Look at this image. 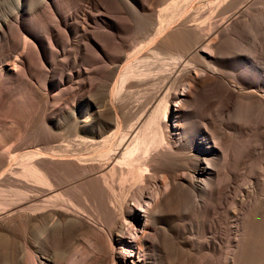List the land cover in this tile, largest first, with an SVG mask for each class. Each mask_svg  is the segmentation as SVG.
Listing matches in <instances>:
<instances>
[{
  "label": "bare ground",
  "instance_id": "obj_1",
  "mask_svg": "<svg viewBox=\"0 0 264 264\" xmlns=\"http://www.w3.org/2000/svg\"><path fill=\"white\" fill-rule=\"evenodd\" d=\"M83 1L76 4L81 10L58 15L45 35L58 45L68 34L85 38L74 44L76 52L96 55L104 83L86 85L85 108L56 106L64 90L35 102L34 114L49 126L45 146L28 151L20 167L0 157V169L8 164L0 172L8 264H197L199 257V264H219L224 240L234 243L233 264H264V67H240L261 70V80L249 81L237 69L227 71L221 55L231 35L259 13L239 6L214 20L240 0H170L156 12L145 43L124 53L134 45L118 35L125 31L117 20L107 30L92 25L107 22L98 23L91 10L120 2ZM147 1L137 7L152 14L155 0ZM55 4L14 0L12 15L19 20L27 8L42 20ZM79 13L81 21L70 23ZM116 44L120 53L112 55ZM149 55L153 62L141 64ZM122 60L121 70L115 62ZM48 63L44 46L27 32L0 58V93L18 78L41 79ZM38 87L46 93L51 84L43 79ZM50 101L55 109L48 113ZM197 220L201 239L193 236Z\"/></svg>",
  "mask_w": 264,
  "mask_h": 264
},
{
  "label": "rangeland",
  "instance_id": "obj_2",
  "mask_svg": "<svg viewBox=\"0 0 264 264\" xmlns=\"http://www.w3.org/2000/svg\"><path fill=\"white\" fill-rule=\"evenodd\" d=\"M55 1L58 2V6L56 4L55 6H50L49 7L50 9L48 8L49 10L45 11L43 15L44 17L42 18V20H41L42 16L40 17L30 16L29 10L27 8H25L24 13L18 20V17H15L12 15L14 14L12 13L13 6H14L13 5L14 0H0V21L3 24L2 27H0V58L4 56L7 50L15 47L16 44L23 43L24 36L27 34V32H32L34 36L37 38V40L46 49L47 58L49 61L48 64L43 65L44 76L42 75L41 79L37 78V80L34 81L32 79L31 80L28 79V77H27L28 80H26L25 78H18V80L10 84L4 85L5 91H7L5 94L0 93V157L8 156L9 159L8 158L7 159L9 163H11V165L15 167H20L21 164L24 162V160L27 161L29 159L28 151L36 152L45 146L44 143L42 142H43V139L48 135L49 126L48 124L46 125L43 118L34 114L33 107H34L35 102H41L45 96H48L50 98L60 93V91L64 90L65 91L64 94L60 96V99H57L56 106H60L66 110L72 109L73 106L79 109L85 108L82 106H85L84 104L88 102L90 98V93L88 92L86 85L92 82L93 84H99V85H102L104 83V82L101 83V81H103L102 79L103 77L101 75L99 76V74L95 72L97 68H99L98 70H101V67H97L96 69L94 68L97 65H101L93 61L96 55L93 52L88 51L83 54L84 56L82 55L83 59H81L82 56L80 57L78 53L76 52V49H75L76 47L74 44L78 41H80L81 43H84V42L86 43L85 38L80 37L79 34L77 33H74V34H68V36L65 38L62 37L63 39L62 41H64V43L59 42V45L48 41V35H45V34H47L46 32L48 31L49 26L54 25L55 23L54 19H57L58 15H61V14L66 15L69 12L72 13L75 10H81L83 6L77 7L78 6L76 5L77 3L86 4V2L83 0H77V1L55 0ZM146 1L147 0H118L120 4H113V6L103 2L104 6L106 5L105 9H96V11L95 9H93L91 11H93L95 13L94 15L97 16L96 19L98 23H101L103 21H106L107 23L105 24L101 23L100 25H97V24H92V25L95 28H97L96 26H98V28H101V29L104 28V30H107L109 28H107L108 26L106 25L109 24L112 20H117L125 31L124 33H120L118 35L124 38L127 41V43L130 42L134 45L132 48L128 49L127 51H124V53L125 52L131 53L141 44L145 43L143 40L146 39L145 37H147L149 33H150L149 35L151 36L152 34L151 32H153L154 30L152 29L153 24L157 20L156 12L158 11V9L168 4L170 0H155L156 4L154 7L152 6L153 7L152 9H154V12H153L154 14L153 13L148 14L145 11L137 7L138 2L146 3ZM182 1L184 2L182 3ZM208 1L202 0L201 4L205 5L206 3H209ZM211 1H214V0H211ZM186 2L187 0L186 1L180 0V4L181 3L185 4ZM117 5H122L121 8H119L122 11H120L117 8ZM239 6H241V8H244V9H247L250 6L249 10L251 12L254 11L252 13H255L256 11L257 13H259V15L255 16L254 17L255 19H253V21L251 22L249 21L248 24L246 23L244 26L242 25L243 29L236 32L235 36L231 35V38L233 39H230L229 45L225 47L221 53L222 56L227 58V63L224 67H228L227 71L229 72H233L234 69L235 70L237 69L246 80H249V81L261 80L259 78L260 77L259 73H261V70L256 71V70H252L251 68L250 69L244 68V70H242L243 68H240V67H264V32H263L264 31L263 29L264 28V0H240L239 2L235 3L231 7V9H229L227 12L216 14L213 19L222 20L224 19L226 15L233 14L234 12H236V10L239 9ZM51 10L55 11V13ZM101 10H104V11H101ZM261 12L263 13V15H261L262 14ZM240 14L242 15V13ZM79 15L81 18L69 20L70 23L75 22V21L80 22L82 19V14L79 13ZM207 16H209L208 13L204 15V18ZM111 25H114V24H111ZM58 30L60 31V34L63 36L64 27L61 26L60 28H58ZM110 30L114 31V29H110ZM67 42H69L70 45L65 46V43L67 44ZM114 46H116V48ZM21 51L22 49L17 50V52H21ZM109 52L112 53V55H118L120 51H119V47L117 46V44L112 45L109 49ZM162 55L166 56L165 54H162ZM149 57L148 56L145 57L144 60L142 61L143 63L141 62V64H146L145 62L147 63L153 62L152 60L154 59V57H151V55H149ZM5 65L6 67L11 68L8 61L5 62ZM110 65H112V63ZM115 65H119L118 69L122 70L125 66V61L122 60L119 62V64L118 62H115ZM107 68H110V67H107ZM86 69H90V71ZM78 70H81L83 74L78 75L77 74ZM72 73H75L74 77L71 79H68L67 77ZM262 74L264 75V72H262ZM83 77H86V78L83 79ZM81 78L83 79V81L84 80L85 81L81 82L82 80ZM43 79L46 80L48 84H51V87L48 88L46 93L44 91L42 92V90H40V88L38 87V82L41 83ZM35 84L37 86H35ZM151 87H154V86L151 85ZM83 91H85L86 93H84ZM50 102L51 103H49V105L46 106L47 107L46 111L48 113L53 112L55 109V107L52 106V104H55V103L53 101H50ZM145 104L143 105L145 106ZM141 108L139 109L137 108L133 110H136V112H138V110L140 111L142 110ZM140 111L138 114L141 113ZM61 130H62L61 132L60 130H57L55 132H60V133L65 132V128ZM10 132L11 133L13 132L14 136L8 140H3V138L6 135H8ZM61 140L58 142H61ZM52 144H56V142ZM262 155L264 156V154ZM13 157L14 159H12ZM259 159H261V157H259ZM259 159L254 161L255 163L253 162V165H255L254 166L255 176L258 175L257 166L259 163L258 162ZM6 165L8 166V164ZM6 165L2 167L3 169L2 168L0 169V172L4 170L5 168H7ZM244 176L245 175L240 176V181H237V183H242L244 178L246 177ZM1 188H5V187L1 186ZM255 189L257 193L258 188L255 187ZM2 207L3 206L0 205V214H2V210L3 211L5 210L4 207L3 208ZM223 223L225 226L223 225ZM196 224L198 225V228ZM220 224L221 226L225 228L223 233L226 232L224 234L226 236L227 224L223 221H221ZM192 225H193V228H192L193 233L195 232L193 236L200 237L201 233L199 229L201 228V225H202L201 220L192 222ZM194 226H196V229L194 228ZM224 235L223 237H225ZM199 239H201V237ZM69 241L73 242L72 239H69ZM11 246H12V243L10 242V240H8L7 238L3 236L0 237V264H8V262L10 261L9 258L11 257V255L9 253L11 252L10 250ZM231 248L234 249V243L224 240L221 246L222 252L224 253L221 254L223 256H221L222 259L219 264L221 263L222 264H233L232 258H231V255H232L231 253L233 249L231 250ZM205 251L206 249H203V252ZM201 261H203V257H199L196 259L197 264H199Z\"/></svg>",
  "mask_w": 264,
  "mask_h": 264
}]
</instances>
